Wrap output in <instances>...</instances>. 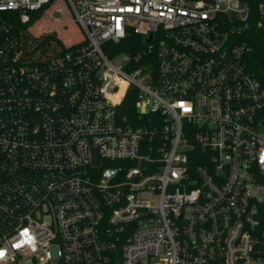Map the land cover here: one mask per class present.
I'll return each instance as SVG.
<instances>
[{
    "label": "built area",
    "instance_id": "obj_1",
    "mask_svg": "<svg viewBox=\"0 0 264 264\" xmlns=\"http://www.w3.org/2000/svg\"><path fill=\"white\" fill-rule=\"evenodd\" d=\"M51 1L0 0V264H264V0H64L24 64Z\"/></svg>",
    "mask_w": 264,
    "mask_h": 264
},
{
    "label": "trees",
    "instance_id": "obj_2",
    "mask_svg": "<svg viewBox=\"0 0 264 264\" xmlns=\"http://www.w3.org/2000/svg\"><path fill=\"white\" fill-rule=\"evenodd\" d=\"M53 1L54 0H52L51 3ZM48 5L40 9L39 12L34 13L31 21L27 24L20 23L16 16L17 13L7 12L4 14V17L12 24L13 34L18 40L20 60L24 64L41 65L75 47L74 45L66 46L54 31L50 32L45 29V26L36 25L39 20L43 19L40 18V15H42V11L45 10ZM251 7L253 9V6ZM68 11H70V8ZM252 33L255 34V36L257 34V30L254 26L252 28ZM250 45L253 47L250 56V66L259 74L260 66L264 63V46L259 42H250ZM135 101L136 98L134 94L129 93L124 102L126 112L134 113Z\"/></svg>",
    "mask_w": 264,
    "mask_h": 264
},
{
    "label": "rangeland",
    "instance_id": "obj_3",
    "mask_svg": "<svg viewBox=\"0 0 264 264\" xmlns=\"http://www.w3.org/2000/svg\"><path fill=\"white\" fill-rule=\"evenodd\" d=\"M68 10L64 0H54L42 11L40 18L43 19L36 25H43L46 30L57 33L66 46H78L84 42L83 32Z\"/></svg>",
    "mask_w": 264,
    "mask_h": 264
}]
</instances>
